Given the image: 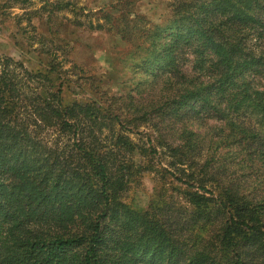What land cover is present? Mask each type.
<instances>
[{
    "label": "trees",
    "instance_id": "obj_1",
    "mask_svg": "<svg viewBox=\"0 0 264 264\" xmlns=\"http://www.w3.org/2000/svg\"><path fill=\"white\" fill-rule=\"evenodd\" d=\"M7 2L118 37L160 90L130 105L151 129L138 145L96 98L65 102L59 49L34 72L0 56V264H264V87L244 79L264 69V0H168L158 24L114 0L96 25L73 0ZM147 173L182 205L126 203Z\"/></svg>",
    "mask_w": 264,
    "mask_h": 264
},
{
    "label": "rangeland",
    "instance_id": "obj_2",
    "mask_svg": "<svg viewBox=\"0 0 264 264\" xmlns=\"http://www.w3.org/2000/svg\"><path fill=\"white\" fill-rule=\"evenodd\" d=\"M73 1L78 7L86 9V14L94 16L93 25H96L95 19L99 11L112 4L114 0ZM167 2L168 0H134L133 7L138 15L158 24L169 13ZM23 13L18 6L10 5L7 0H0V56L10 57L23 64L28 71L34 72L49 66V57L42 54L43 51L59 49L55 52L56 62L61 65L60 71L66 79L63 86L65 102L89 101L96 98L104 107L128 121L136 119L130 108L134 101L147 105L150 99H156L153 95L159 93V87L157 89L155 85L150 87L143 68H140V73H136L135 66L141 64L144 52L133 53V50L118 37L88 29L84 19H81L84 24L79 28L71 27L65 22L62 27H58L55 22L47 24L44 17L40 19L34 17L29 23ZM59 17L62 18L56 22L60 19L63 21L71 19V15L67 13ZM50 26L51 34L47 35ZM41 37L47 39L41 41ZM181 60L184 61L183 71L188 74L191 71L192 56L188 53ZM262 73L264 69L256 74L248 70L244 76L245 82L250 83L255 89H263ZM138 81L143 83L139 91ZM152 117L153 115L150 118ZM129 125L130 127L139 125V134L130 135L132 140L138 145L146 143L147 134L151 133L148 125L144 121L136 120ZM229 151L228 148H221L216 152L213 150L210 152L214 154V161L219 159L221 162L230 154ZM158 160L166 165L163 157ZM230 171L234 176L241 175L235 166H232ZM136 181L125 195L126 203L134 209L145 210L152 202L182 205L177 190L160 195L157 180L150 173L144 174Z\"/></svg>",
    "mask_w": 264,
    "mask_h": 264
}]
</instances>
